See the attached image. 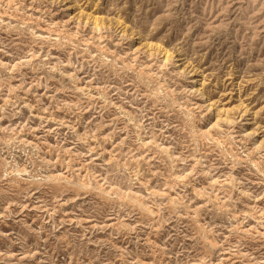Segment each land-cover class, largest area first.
Returning a JSON list of instances; mask_svg holds the SVG:
<instances>
[{
	"label": "rangeland",
	"instance_id": "374dc122",
	"mask_svg": "<svg viewBox=\"0 0 264 264\" xmlns=\"http://www.w3.org/2000/svg\"><path fill=\"white\" fill-rule=\"evenodd\" d=\"M0 264H264V0H0Z\"/></svg>",
	"mask_w": 264,
	"mask_h": 264
},
{
	"label": "bare ground",
	"instance_id": "6f19581e",
	"mask_svg": "<svg viewBox=\"0 0 264 264\" xmlns=\"http://www.w3.org/2000/svg\"><path fill=\"white\" fill-rule=\"evenodd\" d=\"M202 130V129H201Z\"/></svg>",
	"mask_w": 264,
	"mask_h": 264
}]
</instances>
